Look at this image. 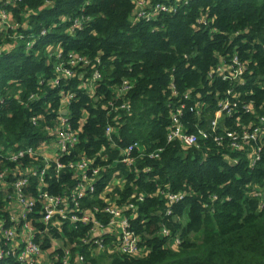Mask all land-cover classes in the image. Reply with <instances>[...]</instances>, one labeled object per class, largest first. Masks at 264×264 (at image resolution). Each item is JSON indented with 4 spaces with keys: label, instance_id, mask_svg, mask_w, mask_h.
Here are the masks:
<instances>
[{
    "label": "trees",
    "instance_id": "obj_1",
    "mask_svg": "<svg viewBox=\"0 0 264 264\" xmlns=\"http://www.w3.org/2000/svg\"><path fill=\"white\" fill-rule=\"evenodd\" d=\"M137 1L21 0L11 7L15 21L21 23L17 33L24 38L0 33V149L37 146L47 140L46 126L59 115L64 93L74 92L68 109L80 143L65 161L80 154L102 168L95 196L82 200V205L102 208L107 185L115 176L123 179L124 186H114L106 196L120 207L134 204L135 210L126 213L146 251L141 258L105 252L91 258L81 249L85 264H264V205L260 208L262 200L253 196V190L264 184V156L250 167V151L231 152L210 138L200 140L198 148L166 142L170 110L184 92H189L191 104L204 106L199 118L185 111L187 131L209 132L218 100L232 87L210 73L221 58L227 62L235 54L247 68L244 85L232 89L241 95V103H253L254 115H264V0H146L149 5L176 7L151 20L136 19ZM77 19L83 27L70 32ZM53 45L61 47L64 57L74 52L100 58L103 80L93 95L83 88L91 67L86 74L79 73L84 77L78 74L53 86L55 60L48 52ZM125 78L133 88L118 98L115 89ZM171 83L177 96H172ZM32 94L37 98L30 100ZM122 103L131 109L121 110ZM38 115L45 120L34 125L31 120ZM254 115L240 113V123L254 122ZM235 122L221 118L217 134L222 125L238 128ZM108 126L114 130L111 137L106 136ZM133 143L144 148L143 153L134 150V165L117 163L123 149ZM158 149H162L158 157L151 158ZM52 175L49 190L54 194L75 186L67 173L59 179ZM30 190L35 193L34 181ZM168 193L183 194L170 215ZM4 198L0 188V219L9 222ZM163 228L168 237L161 234ZM86 230L66 225L64 233L53 228L51 234L67 235L72 241ZM173 238L180 240L177 248L169 246ZM42 246H50L48 237Z\"/></svg>",
    "mask_w": 264,
    "mask_h": 264
},
{
    "label": "built area",
    "instance_id": "obj_2",
    "mask_svg": "<svg viewBox=\"0 0 264 264\" xmlns=\"http://www.w3.org/2000/svg\"><path fill=\"white\" fill-rule=\"evenodd\" d=\"M179 1V0H178ZM21 0H0V32H13L11 38L23 39V35L17 33L20 23L16 22L11 7L16 6ZM136 19L151 20L160 13H173L175 6L157 3L149 5L146 0H138ZM204 23V20H200ZM83 27L82 20H75L70 32ZM46 30L41 35L45 36ZM33 41L27 43V47L33 46ZM49 57L55 60L53 86H61L62 82L74 79L82 70L85 74L88 67L92 72L83 83V88L91 95L95 93L96 85L103 80L100 70L101 60H95L78 53L70 52L64 57L59 45L48 47ZM221 63L212 70L222 81H228L229 87L223 97L218 100L214 118L210 123L209 132L198 129L197 133L188 132L185 111L199 118L204 109L203 104L192 100L189 92H184L177 104L170 110V125L166 134V142H178L183 148L199 147V141L211 139L217 147L226 146L231 152H249L250 167H254L264 156V115H254L253 103H241V95L233 91L236 85H244V73L246 65L233 55L227 62L221 58ZM81 77L84 75L79 74ZM43 84V81L41 82ZM133 84L129 79H123L115 89L118 98L125 96ZM172 96H177V91L171 83ZM37 98L32 94L29 99ZM74 92L64 93L61 101L59 115L46 126L49 138L37 146H27L19 149H8L5 152L0 149V188L5 193V211L9 213V222L0 219V264H81L85 261L81 249L89 253H109L141 258L145 255V249L141 246V238L131 227V217L127 211L135 210L133 203L120 207L108 198L107 193L112 191V184H108L106 192L101 195L105 205L102 208H88L82 205V200L92 199L96 194V183L100 179L102 168L93 167V161L84 155L78 154L76 158L68 159L75 152L80 143V131L73 128L69 117V106L75 100ZM189 103V106L187 105ZM113 109L114 103H109ZM121 110L129 111L130 104L122 103ZM66 112L67 114H65ZM240 113L254 115V122L240 123ZM234 118L236 127L225 128L222 125L219 130L221 118ZM45 120L42 115L33 116L32 123L39 125ZM114 132L111 126L106 128V136L111 137ZM143 153L144 148L139 143H133L121 152L122 163L132 167L135 158L134 150ZM3 151V153H2ZM162 149L151 153V158H157ZM236 163V160H232ZM8 164V166H5ZM53 171V172H52ZM67 173L75 181L74 187H66L63 194L50 192L49 181L60 178ZM114 181L124 184V180L114 177ZM35 182V193L30 190L32 182ZM66 185V184H64ZM169 207L166 215L171 214V207L183 199L181 193H168ZM253 196L262 200L260 208L264 205V184L260 189L253 190ZM213 200L216 198L213 197ZM142 201V197L139 198ZM106 216L103 221L101 216ZM42 224L43 228L38 226ZM66 225L79 229L87 227L86 232L77 238V243L69 247H60L54 242L51 234L53 228L64 233ZM161 234L168 237L169 231L163 228ZM45 237L50 240V246L43 248ZM61 237H64L61 236ZM39 238V241L37 240ZM180 245L178 238H173L170 247L177 248ZM61 248V250H60Z\"/></svg>",
    "mask_w": 264,
    "mask_h": 264
},
{
    "label": "rangeland",
    "instance_id": "obj_3",
    "mask_svg": "<svg viewBox=\"0 0 264 264\" xmlns=\"http://www.w3.org/2000/svg\"><path fill=\"white\" fill-rule=\"evenodd\" d=\"M26 26H27V24L26 23H24ZM20 25H21V23H20ZM0 33H2V32H0ZM214 115V114H213ZM114 187V186H113ZM113 187H112V189H113ZM186 219L185 218H182V222H184ZM192 238H194V236H192ZM54 242L56 243V245H59L60 247H64V248H66V247H69V245H71L72 243H77L78 242V240L77 239H74V240H70L68 237H67V235L66 236H64V237H59V238H55L54 239ZM60 250H61V248H60ZM100 255H102V254H99V253H93V254H91V258H94V257H98V256H100ZM81 264H85V261L83 262V263H81Z\"/></svg>",
    "mask_w": 264,
    "mask_h": 264
},
{
    "label": "crops",
    "instance_id": "obj_4",
    "mask_svg": "<svg viewBox=\"0 0 264 264\" xmlns=\"http://www.w3.org/2000/svg\"><path fill=\"white\" fill-rule=\"evenodd\" d=\"M112 186H119V187H123V186H124V184H123V183H121V182H119V181H113V183H112Z\"/></svg>",
    "mask_w": 264,
    "mask_h": 264
},
{
    "label": "water",
    "instance_id": "obj_5",
    "mask_svg": "<svg viewBox=\"0 0 264 264\" xmlns=\"http://www.w3.org/2000/svg\"><path fill=\"white\" fill-rule=\"evenodd\" d=\"M65 114H67L66 112H64Z\"/></svg>",
    "mask_w": 264,
    "mask_h": 264
}]
</instances>
